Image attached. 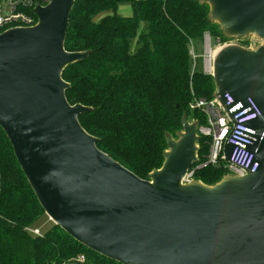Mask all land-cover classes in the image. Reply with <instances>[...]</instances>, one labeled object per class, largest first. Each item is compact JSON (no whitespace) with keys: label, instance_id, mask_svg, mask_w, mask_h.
I'll use <instances>...</instances> for the list:
<instances>
[{"label":"water","instance_id":"water-1","mask_svg":"<svg viewBox=\"0 0 264 264\" xmlns=\"http://www.w3.org/2000/svg\"><path fill=\"white\" fill-rule=\"evenodd\" d=\"M228 37L264 40V0H198ZM74 0L35 5V25L0 33V128L45 215L74 241L118 264H264V45L212 54V97L251 98L258 163L213 185L183 184L197 161V121L166 135L159 169L141 179L101 151L70 105L62 72L87 52L64 49ZM232 146H225L226 160Z\"/></svg>","mask_w":264,"mask_h":264},{"label":"trees","instance_id":"trees-1","mask_svg":"<svg viewBox=\"0 0 264 264\" xmlns=\"http://www.w3.org/2000/svg\"><path fill=\"white\" fill-rule=\"evenodd\" d=\"M121 4L131 6V16L115 13ZM208 13L198 0H74L64 49L88 55L62 72L66 100L90 108L78 116L82 128L141 179L162 166L166 135L182 131L184 115L197 116L188 110L192 98L213 95L212 76L191 73L188 57L189 41L205 31L223 39ZM197 144L202 161L208 146L203 138ZM222 164L196 170L195 180L215 184L225 174ZM43 213L0 128V264H71L78 254L89 264H118L54 224L30 235L26 228Z\"/></svg>","mask_w":264,"mask_h":264},{"label":"built area","instance_id":"built-area-1","mask_svg":"<svg viewBox=\"0 0 264 264\" xmlns=\"http://www.w3.org/2000/svg\"><path fill=\"white\" fill-rule=\"evenodd\" d=\"M51 0H0V33L16 27H30L36 24L37 17L34 13L36 4L46 6ZM202 49L200 54L196 52L195 41L188 43V57L190 71L200 70L204 74L211 75L212 71V41L208 32L203 33L199 40ZM224 102L218 98L193 97L189 102L190 113H197L192 118L197 121V135L203 138L208 146L204 159L197 161L186 171L182 183H191L196 170L204 166H224L225 174L232 176H244L247 171L255 172L258 163L253 160V153L248 146L254 140V131L248 126V122L258 118L261 112L251 98L245 102L234 103L232 97L225 93ZM232 146L229 160H226L225 146ZM32 236L42 233L39 229H26ZM71 264H89L84 254H78L69 260Z\"/></svg>","mask_w":264,"mask_h":264},{"label":"rangeland","instance_id":"rangeland-1","mask_svg":"<svg viewBox=\"0 0 264 264\" xmlns=\"http://www.w3.org/2000/svg\"><path fill=\"white\" fill-rule=\"evenodd\" d=\"M115 13L117 15H120L123 17H129L132 15L131 6L129 4H121L117 7ZM100 15H98L97 17H99ZM220 31H221V34L223 35V39L220 38L219 36L214 37V33H212L211 31L210 32L212 34L209 31H205L211 35V41H212L211 54H213L214 50L217 49L218 46H223L226 44H235L237 46H240V47L248 49V50H252V49L254 50V49L258 48L259 46L264 45V40H261L256 35H247L245 37H228L222 33L221 28H220ZM195 49H196V52L198 54H200L201 49H202V45H201L199 40L195 41ZM188 120H191V119L188 118ZM53 224H54L53 221H51L48 218V216L45 215V213H43L31 226H29L27 228L39 229V231L41 233H44V231H46L48 228H50ZM27 232L30 234L29 231H27Z\"/></svg>","mask_w":264,"mask_h":264}]
</instances>
